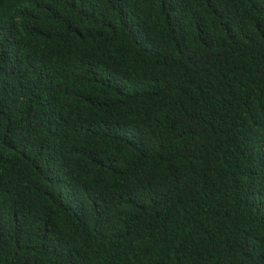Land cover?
<instances>
[{"label": "trees", "instance_id": "16d2710c", "mask_svg": "<svg viewBox=\"0 0 264 264\" xmlns=\"http://www.w3.org/2000/svg\"><path fill=\"white\" fill-rule=\"evenodd\" d=\"M0 264H264V0H0Z\"/></svg>", "mask_w": 264, "mask_h": 264}]
</instances>
